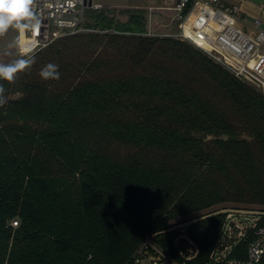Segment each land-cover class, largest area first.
I'll use <instances>...</instances> for the list:
<instances>
[{"label": "trees", "instance_id": "1", "mask_svg": "<svg viewBox=\"0 0 264 264\" xmlns=\"http://www.w3.org/2000/svg\"><path fill=\"white\" fill-rule=\"evenodd\" d=\"M81 26L0 80V264H132L187 222L203 264L218 211L264 209V92L149 35L142 8L86 6Z\"/></svg>", "mask_w": 264, "mask_h": 264}, {"label": "built area", "instance_id": "2", "mask_svg": "<svg viewBox=\"0 0 264 264\" xmlns=\"http://www.w3.org/2000/svg\"><path fill=\"white\" fill-rule=\"evenodd\" d=\"M89 0H32L35 21L22 31L35 40L22 55L45 47L54 39L81 31L82 12ZM153 9H148V17ZM178 32L174 36L202 51L242 82L264 92V21L253 17L248 28L240 26L243 12L239 5L225 0H177ZM21 31L19 35L20 43ZM222 215L213 245L203 264H264V209L231 207L218 211ZM17 223L13 222L12 226ZM187 223L167 251L150 233L133 254L132 264H187L199 254V246L186 233Z\"/></svg>", "mask_w": 264, "mask_h": 264}, {"label": "clouds", "instance_id": "3", "mask_svg": "<svg viewBox=\"0 0 264 264\" xmlns=\"http://www.w3.org/2000/svg\"><path fill=\"white\" fill-rule=\"evenodd\" d=\"M31 4L32 0H0V37H3L10 29L19 32L33 27ZM34 62V59L30 58L8 64L0 63V80L13 83L17 74L30 68ZM39 75L45 81L60 78L58 66L52 63L44 66ZM5 92V87L0 84V106L7 103Z\"/></svg>", "mask_w": 264, "mask_h": 264}, {"label": "crops", "instance_id": "4", "mask_svg": "<svg viewBox=\"0 0 264 264\" xmlns=\"http://www.w3.org/2000/svg\"><path fill=\"white\" fill-rule=\"evenodd\" d=\"M114 1V0H113ZM118 4L110 2H102L100 0H92L93 8H110V9H128V8H142L146 10L148 17V9H153L150 19H147V33L157 34L158 36H172L174 37L178 32L179 17L176 15L162 17L161 9L164 11H173L177 0H121ZM227 4L239 5L243 12V20L239 23L241 27L248 28L249 23L253 17H259L264 21V0H225ZM158 3V4H157ZM159 3H163L159 6ZM160 10V11H159ZM158 25L154 28L153 22ZM154 29V30H153ZM23 34H21V37ZM24 43V42H23ZM25 52L26 50L23 49Z\"/></svg>", "mask_w": 264, "mask_h": 264}, {"label": "rangeland", "instance_id": "5", "mask_svg": "<svg viewBox=\"0 0 264 264\" xmlns=\"http://www.w3.org/2000/svg\"><path fill=\"white\" fill-rule=\"evenodd\" d=\"M100 1L110 2V0H100ZM120 2H122V1L121 0H114V1L111 0V3H113V4H118ZM162 4L163 3H159V6H162ZM161 10H163L160 12L162 17H165V16L169 17L170 15L171 16L176 15V17L178 16V14L176 12L164 11V9H161ZM151 13H153V11ZM120 19L122 20V18H120ZM34 21H35V19H33L32 23ZM152 22H153L152 23L153 27L155 28L158 24L156 22H154L153 19H152ZM21 34H23L22 31H21ZM19 35H20V31L17 32L14 29H10L3 37H0V63H3V64L13 63L16 60H20L21 57L24 56V55H22V53L20 51ZM150 35H157V34H150ZM24 50H26V49H24Z\"/></svg>", "mask_w": 264, "mask_h": 264}, {"label": "bare ground", "instance_id": "6", "mask_svg": "<svg viewBox=\"0 0 264 264\" xmlns=\"http://www.w3.org/2000/svg\"><path fill=\"white\" fill-rule=\"evenodd\" d=\"M34 43H35V40H32L31 38H27L24 35L20 37V44H21L22 52H24L23 49H26L27 51L31 49L34 46Z\"/></svg>", "mask_w": 264, "mask_h": 264}, {"label": "water", "instance_id": "7", "mask_svg": "<svg viewBox=\"0 0 264 264\" xmlns=\"http://www.w3.org/2000/svg\"><path fill=\"white\" fill-rule=\"evenodd\" d=\"M87 5H88V7H92V0H89Z\"/></svg>", "mask_w": 264, "mask_h": 264}]
</instances>
